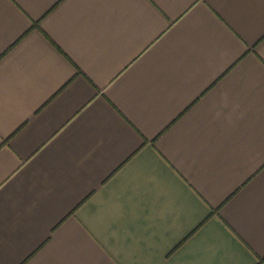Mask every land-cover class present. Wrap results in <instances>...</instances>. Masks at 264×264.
<instances>
[{
	"label": "crops",
	"instance_id": "crops-1",
	"mask_svg": "<svg viewBox=\"0 0 264 264\" xmlns=\"http://www.w3.org/2000/svg\"><path fill=\"white\" fill-rule=\"evenodd\" d=\"M0 264H264V0H0Z\"/></svg>",
	"mask_w": 264,
	"mask_h": 264
}]
</instances>
